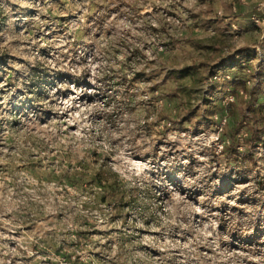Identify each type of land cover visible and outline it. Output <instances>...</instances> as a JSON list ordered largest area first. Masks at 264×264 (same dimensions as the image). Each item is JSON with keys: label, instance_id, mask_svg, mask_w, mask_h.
<instances>
[{"label": "rangeland", "instance_id": "rangeland-1", "mask_svg": "<svg viewBox=\"0 0 264 264\" xmlns=\"http://www.w3.org/2000/svg\"><path fill=\"white\" fill-rule=\"evenodd\" d=\"M260 3L0 0V264H264Z\"/></svg>", "mask_w": 264, "mask_h": 264}, {"label": "trees", "instance_id": "trees-1", "mask_svg": "<svg viewBox=\"0 0 264 264\" xmlns=\"http://www.w3.org/2000/svg\"><path fill=\"white\" fill-rule=\"evenodd\" d=\"M235 83H240L244 85L242 81H235ZM249 109L251 106L249 105ZM228 111L232 117L233 130L231 132V140L225 145V150L230 152H236L240 144L237 134L239 133V126L245 120L246 114L242 109L236 108L233 102H229L227 106ZM264 133V124L261 127L251 128L249 132L242 137L243 143L246 147H252L257 144L258 140L262 138ZM103 201L107 200V196L102 197Z\"/></svg>", "mask_w": 264, "mask_h": 264}, {"label": "built area", "instance_id": "built-area-1", "mask_svg": "<svg viewBox=\"0 0 264 264\" xmlns=\"http://www.w3.org/2000/svg\"><path fill=\"white\" fill-rule=\"evenodd\" d=\"M260 2H261V3H260V6H261V7H259V9L263 11V10H264V0H260ZM263 12H264V11H263ZM261 18H262V17H261ZM261 18H260L259 16H257V17L255 16V17H254L256 23H259L260 20H263V21H264V17H263V19H261ZM231 100H233V97H231ZM222 122H223V124H224V123L226 122V118H224Z\"/></svg>", "mask_w": 264, "mask_h": 264}]
</instances>
